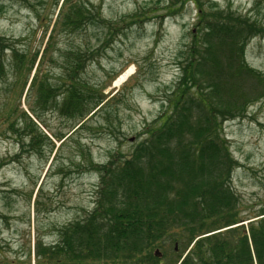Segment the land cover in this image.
I'll list each match as a JSON object with an SVG mask.
<instances>
[{
  "label": "trees",
  "instance_id": "16d2710c",
  "mask_svg": "<svg viewBox=\"0 0 264 264\" xmlns=\"http://www.w3.org/2000/svg\"><path fill=\"white\" fill-rule=\"evenodd\" d=\"M176 2L195 5L198 29L178 57L179 75L161 101V113L144 125L145 137L126 154L116 151L103 163L93 162L90 151L75 140L80 147L73 145L76 155L68 159L78 156L84 171L96 176L93 207L60 227L54 243L38 244L34 264H264V200L252 216L241 213L239 197L230 186L237 161L220 135L222 121L242 117L249 105L264 97L263 74L244 59L247 43L263 36L264 28L229 5L221 9L199 0ZM63 6L68 33L86 20L96 26L103 22L88 0H63ZM180 6L175 11V5L164 8L171 15ZM148 13L139 8L132 20L149 19ZM79 50L59 55L56 65L61 73L53 86L48 78L37 82L45 51L38 62L30 60L34 73L23 86L29 82L28 89H36L32 109L36 119L43 122L36 110L53 108L75 125L67 133L53 135L55 147L31 123L33 127H26L28 143L20 144L22 151L42 155L41 142L47 138L53 161L81 131L116 136L110 125L118 119L117 97L107 96L83 77L91 63L88 55L75 53ZM11 51L17 72L26 60ZM3 72L0 59V76ZM12 113L13 108L6 120ZM19 118L31 120L24 112Z\"/></svg>",
  "mask_w": 264,
  "mask_h": 264
},
{
  "label": "rangeland",
  "instance_id": "374dc122",
  "mask_svg": "<svg viewBox=\"0 0 264 264\" xmlns=\"http://www.w3.org/2000/svg\"><path fill=\"white\" fill-rule=\"evenodd\" d=\"M60 1L0 0V59L4 63L0 76V264H34L38 244L54 243L60 227L92 209L97 178L84 171L85 163L79 162L78 156L71 162L68 159L76 155L73 145L80 147L75 140L90 151L95 163L105 162L116 151L126 154L142 140L144 125L158 117L161 101L175 85L184 45L192 41L198 29V11L189 2L180 6L177 0H88L103 22L96 26L86 20L68 33L62 22L66 6L61 8ZM200 1L221 9L229 5L232 11L256 19L264 28V0ZM174 5L173 11L179 6L180 10L168 14L164 7ZM139 8L149 11V19L132 20ZM88 48L94 52H86ZM12 49L26 60L17 72L12 66ZM68 49H80L75 52L79 57L88 55L91 64L83 77L107 96L117 97L114 109L119 120H112L110 125L115 137L81 131L52 161L54 152H50L47 138L41 142L42 155L21 150L20 144L26 146L29 139L26 127L30 129L35 123L38 131L57 145L53 135L67 133L75 123L60 117L53 108L36 110L43 121L39 122L32 112L36 89L27 90L28 84H23L34 73V68L29 70L30 60L36 58L38 62L45 51L37 82L48 78L53 86L61 73L56 61ZM244 59L263 74L264 81V35L247 43ZM258 85L262 93L260 82ZM12 108L15 113L6 120ZM21 112L33 122H22ZM220 135L237 161L230 186L239 197L241 213L252 216L264 200V97L249 105L242 117L222 121Z\"/></svg>",
  "mask_w": 264,
  "mask_h": 264
},
{
  "label": "water",
  "instance_id": "95a60500",
  "mask_svg": "<svg viewBox=\"0 0 264 264\" xmlns=\"http://www.w3.org/2000/svg\"><path fill=\"white\" fill-rule=\"evenodd\" d=\"M155 255H156V256H159L160 254H159V252H158V251H156V252H155Z\"/></svg>",
  "mask_w": 264,
  "mask_h": 264
},
{
  "label": "bare ground",
  "instance_id": "6f19581e",
  "mask_svg": "<svg viewBox=\"0 0 264 264\" xmlns=\"http://www.w3.org/2000/svg\"><path fill=\"white\" fill-rule=\"evenodd\" d=\"M128 74V73H127Z\"/></svg>",
  "mask_w": 264,
  "mask_h": 264
}]
</instances>
